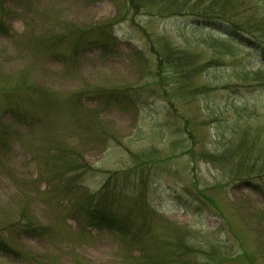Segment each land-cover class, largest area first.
Instances as JSON below:
<instances>
[{
	"label": "rangeland",
	"instance_id": "374dc122",
	"mask_svg": "<svg viewBox=\"0 0 264 264\" xmlns=\"http://www.w3.org/2000/svg\"><path fill=\"white\" fill-rule=\"evenodd\" d=\"M138 11L0 0V264H264V174L237 166L264 167V60ZM100 193L122 229L86 220Z\"/></svg>",
	"mask_w": 264,
	"mask_h": 264
},
{
	"label": "trees",
	"instance_id": "16d2710c",
	"mask_svg": "<svg viewBox=\"0 0 264 264\" xmlns=\"http://www.w3.org/2000/svg\"><path fill=\"white\" fill-rule=\"evenodd\" d=\"M132 9L136 12L140 8H148L155 10L158 14H163L166 17H186L192 16L195 22L206 23L210 21H220L222 23L221 30L227 39L224 40L221 50L224 54L232 53L234 48L239 45L253 47L258 52L262 60H264V6L259 8H251L253 0H129ZM263 1V0H262ZM264 2V1H263ZM256 6V5H253ZM256 10V13L248 11ZM253 10V11H254ZM261 11V13H260ZM212 44V43H211ZM211 48L218 50V47ZM214 50V51H215ZM183 58L180 53H176L174 59L168 64L170 68L182 70L185 64L182 63ZM247 142V141H246ZM244 143L243 145H245ZM239 163L237 166L245 165V168L252 171L264 174V167L260 164L250 162L251 156L248 152L242 150L237 155ZM209 160V159H208ZM263 165V164H262ZM261 171V172H260ZM248 173V172H247ZM93 200H97V204H90L85 211L86 220L90 225L99 229L111 231L114 228L122 229V223L110 210L112 205V197L106 193L100 195ZM27 229V228H26Z\"/></svg>",
	"mask_w": 264,
	"mask_h": 264
}]
</instances>
